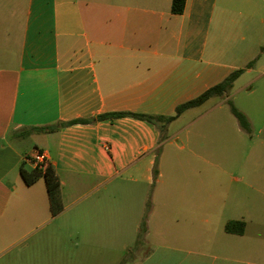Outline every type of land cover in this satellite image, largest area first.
<instances>
[{"label":"crops","instance_id":"0c3cea01","mask_svg":"<svg viewBox=\"0 0 264 264\" xmlns=\"http://www.w3.org/2000/svg\"><path fill=\"white\" fill-rule=\"evenodd\" d=\"M170 7L171 0H26L18 15L14 1L0 0V264H132L115 253L129 244L99 239L117 215L132 213L120 200L136 205L143 197L107 190L113 182L153 185L145 227L159 237L170 230L189 239L194 197L185 191L174 197L155 168L169 135L161 139L157 126L140 118L97 117L172 116L180 103L244 69L228 66L219 46L206 49L210 28L236 25L237 16L251 22L264 0H185L181 14ZM74 119L87 121L30 130ZM35 149L47 154L59 180L55 213L44 178L27 185L21 175V168H34L25 157ZM75 208L79 222L69 225L65 214ZM235 220L244 221L227 220L225 232ZM132 222L139 228V219ZM160 245L139 241L135 247L151 250L134 264H205L204 257L159 254L172 248ZM216 260L229 261L212 256L209 264Z\"/></svg>","mask_w":264,"mask_h":264},{"label":"rangeland","instance_id":"374dc122","mask_svg":"<svg viewBox=\"0 0 264 264\" xmlns=\"http://www.w3.org/2000/svg\"><path fill=\"white\" fill-rule=\"evenodd\" d=\"M4 1H14L21 15L20 8L26 0ZM261 17L264 9L251 22L237 16L236 25L212 23L206 49L219 46L225 51L223 57L228 66L234 64L244 70L227 94L187 110L172 122L166 131L170 139L157 151L155 168L162 171L163 182L172 185L174 197L179 198L178 193L183 191L194 197L197 215L188 217L194 231L187 233L190 236L187 240L176 238L178 235L170 230L161 237L148 231L145 218L153 185L113 182L107 185V190L126 194V198L135 191L143 195L136 205L120 200L118 206L132 213L117 215L112 229L99 233V239L114 240L117 245L129 244L124 250L117 247V259L127 256L134 264L151 250L149 246L135 247L139 241L149 244L158 241L159 245L163 242L172 247L158 248L159 254L164 251L172 256L204 257L205 264L211 262L212 256L227 257L229 261L225 264H264V49L260 47L264 44V22ZM257 55L260 62L256 63L252 58ZM249 60L254 62L251 69H246ZM230 104L245 114L250 131L239 126ZM135 219L141 221L139 228L132 222ZM229 219L244 220L242 236L224 231ZM65 220L69 225L78 223V209L68 210ZM68 235L76 241L74 232ZM85 235L89 238L91 233ZM178 244L186 247H173ZM74 262L72 259L69 264ZM221 263L224 264L215 261Z\"/></svg>","mask_w":264,"mask_h":264},{"label":"trees","instance_id":"16d2710c","mask_svg":"<svg viewBox=\"0 0 264 264\" xmlns=\"http://www.w3.org/2000/svg\"><path fill=\"white\" fill-rule=\"evenodd\" d=\"M185 7V0H171V7L170 10L174 14H181ZM251 63H248V66H250ZM244 69H237L232 71L229 75H227L222 81L219 83L207 88L199 95L195 96L194 98H191L183 103H180L176 106L175 114L172 116H164V115H151V114H139V113H133V112H110V113H103L100 114L97 119L103 120V119H111L121 116H132L136 118H140L143 120L148 121L149 123L154 124L157 126L161 133V139H164L166 134V126L168 123L173 121L175 118H177L179 115H181L184 111L196 108L203 103H205L207 100L216 97V96H222L227 94V92L231 89L233 86L234 81L240 76V74L243 72ZM230 111L232 115L236 118L239 126L244 129L245 131H250V124L245 116L244 113H242L240 110H238L235 106L230 104ZM85 119H74L67 122H57L52 125H46L43 127H31L30 130L35 131H55L59 128L72 124L77 122H86ZM27 131L23 130L21 131V134H24V132ZM157 171L154 169L153 174L156 175ZM21 175L23 177V180L27 185H30L34 183L39 178L43 177L44 181L46 183L47 192L50 200V205L52 208V212H56V206L59 201L58 197V187H59V180L58 177L54 171V169L50 166V164L45 168L41 169L38 167H34L31 170H26L24 168H21ZM245 227L244 221H229L225 229L227 232H233V233H242Z\"/></svg>","mask_w":264,"mask_h":264},{"label":"built area","instance_id":"2783aa9c","mask_svg":"<svg viewBox=\"0 0 264 264\" xmlns=\"http://www.w3.org/2000/svg\"><path fill=\"white\" fill-rule=\"evenodd\" d=\"M25 161L41 169H45L49 165L47 154L40 149L33 150L25 157Z\"/></svg>","mask_w":264,"mask_h":264}]
</instances>
